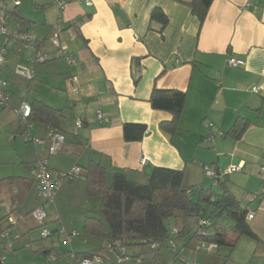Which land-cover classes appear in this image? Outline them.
I'll use <instances>...</instances> for the list:
<instances>
[{
  "label": "crops",
  "instance_id": "1",
  "mask_svg": "<svg viewBox=\"0 0 264 264\" xmlns=\"http://www.w3.org/2000/svg\"><path fill=\"white\" fill-rule=\"evenodd\" d=\"M190 1L72 0L60 10L55 0H20L13 7L0 0V12L5 9L11 28L28 30L40 39L33 49L9 51L0 69L10 94L9 105L0 110L1 129L22 131L13 110L24 100L29 104L43 103L55 111L51 126L41 120L31 121L29 134L40 143L25 142L22 137L9 139L13 146L0 158V216L6 217L10 233L4 239L3 255H8H2L7 263L16 248L31 249L30 231L42 226L31 211L40 205L48 218L43 225L55 240L43 251L46 262L47 250L56 255L58 261L51 264H63L60 256L68 264H77V259L83 257L69 258L68 252L98 249L100 259L93 264H138L132 261L138 255L141 264H161L162 260L172 264L171 255L175 256L173 252L178 249L187 252L194 262L204 263V255H212L197 252L191 242L185 246L197 226L195 217L189 219L194 220L193 227L188 220L184 236L177 238V232H170L177 238L175 249L167 244L151 247V243L133 247L116 243L112 248L104 239L86 234L71 241L78 236V230L82 232L84 218L91 216L85 212L91 209L88 201L92 197H87L83 181L76 177L63 182L51 202L43 203L36 197L31 172L37 159H47L53 179L75 166L83 170L89 160H95L108 169L126 170L138 182L146 181L155 167L183 170L186 186L204 188L208 187L205 180L198 179L202 164L220 169L241 165V171L235 173L239 174V188L248 193L260 191L264 182V172L260 171L264 166V0H213L201 24ZM154 8L166 15L165 25L151 18ZM55 24L62 29L60 42L76 59L73 64H67L48 40ZM38 50L46 60L34 64L32 58ZM229 57L244 61V65H228ZM16 64L31 68L33 77L15 74ZM68 77H75L79 91H72ZM253 86H258V94L251 91ZM153 88L186 94L178 130L172 136L159 127L160 122L171 120V114L150 105ZM97 113L108 122L99 120ZM11 115L15 118L9 120L7 116ZM77 119L82 121L79 127ZM242 119L248 125L240 138L220 136ZM124 123L145 124L142 140L125 141ZM51 128L65 136L56 153L48 151ZM142 157L146 158L143 165ZM9 177L32 179V189L26 197L19 193V181ZM230 190L233 193L231 187ZM75 206L83 211L81 225L71 221ZM248 208L254 212L248 224L260 242L248 241L250 250L242 259L237 252L233 264H264V194ZM73 231L75 236L71 235ZM64 235H71L67 242ZM60 238L67 243L66 248L54 246ZM114 251L123 252L122 262L116 261ZM33 263L40 261L33 259Z\"/></svg>",
  "mask_w": 264,
  "mask_h": 264
},
{
  "label": "trees",
  "instance_id": "2",
  "mask_svg": "<svg viewBox=\"0 0 264 264\" xmlns=\"http://www.w3.org/2000/svg\"><path fill=\"white\" fill-rule=\"evenodd\" d=\"M212 1L191 0L189 2L191 10L198 17L200 24L204 21ZM13 15L15 13L12 12L10 16ZM151 18L159 20L162 25L167 22L166 15L159 8L152 9ZM185 101L186 94L180 90L152 89L149 97L151 107L156 110L167 111L172 116L170 121L159 123L162 131L172 136L178 130ZM30 107V123L41 120L51 126L50 124L55 118L53 109L40 102L31 103ZM247 125L248 121L237 120L226 133H221L220 136L230 135L238 139L242 136ZM122 131L125 141H140L146 133V125L124 123ZM203 165L217 169V175L211 177L215 180V182L213 181L214 185L209 188L186 186L183 170L155 167L147 176L146 181L138 182L131 179L124 169H108L100 161L89 160L83 168L84 173L78 178L84 183L87 197L97 196L100 198V206L98 216H86L84 218L82 233L100 237L111 246L117 243L120 246L133 247L156 242L160 246L167 244L168 247H171L169 241H173L176 245V237L170 234L172 225L177 229V235H175L180 238L186 233L188 220L199 215L201 219L208 220L209 224L203 227V235L197 232V226H195V230L185 246L189 245L190 242L194 246L197 242L216 243L217 248L211 253H218L221 248H227L228 254L225 256V263L241 237L245 236L260 242V239L250 228L247 219L248 207L253 201L249 205L242 201L241 195L248 192L241 193L239 198H236L231 192L227 182L229 173L220 175V171L226 168L220 169L213 164L204 163L201 165L202 171ZM203 173L205 174L204 171ZM73 178L76 177L70 179ZM9 179L19 181L17 187L23 197H26L32 189V179L24 177H9ZM216 185L217 188L214 187ZM259 195L262 197L263 193L259 191L258 197L261 198ZM41 225L43 226V224ZM8 228L6 217L0 216V264H9L2 256L5 247L4 239H6L2 235ZM49 232L47 237H51V231ZM57 233L60 232H55V234ZM187 233L189 234V232ZM71 235H64V241L67 242ZM171 248L175 249V247ZM39 251L43 252L42 250ZM99 251L100 249L77 254L68 252L67 256L69 258L70 255L86 258L97 255L96 253ZM47 253V260L56 263V255L49 250ZM114 253L116 261L122 262L123 252L114 251ZM199 253L206 254L204 252ZM51 255L55 256L54 261L49 259ZM99 259L94 263L98 262ZM132 261L141 264L142 258L139 255L133 256Z\"/></svg>",
  "mask_w": 264,
  "mask_h": 264
},
{
  "label": "built area",
  "instance_id": "3",
  "mask_svg": "<svg viewBox=\"0 0 264 264\" xmlns=\"http://www.w3.org/2000/svg\"><path fill=\"white\" fill-rule=\"evenodd\" d=\"M16 6L19 5V0H12ZM72 0H55V3L59 7L60 10H63L66 5ZM89 3V2H88ZM7 12L5 9H1L0 12V37L3 38V42L0 43V69L4 66L6 61V56L9 51L12 52H20L23 49H33L36 47L37 43L40 41L38 37H36L32 32L28 30H21L18 28H8V21L6 17ZM78 23V22H77ZM79 24V23H78ZM62 32L61 27L58 24L53 25L52 32L48 38L50 43L54 46L57 50V53L62 56L67 64H73L76 62V59L69 53L67 47L60 42V34ZM46 58L42 53L38 50L35 52L32 62L34 64H40L44 62ZM227 63L230 66H242L244 65V61L236 59L234 57H229L227 59ZM13 72L17 75L25 77L26 79H31L33 77V70L23 64H16L13 68ZM76 79L75 77H68L67 83L72 88V91H79V87L75 84ZM258 86L251 87V91L254 94H258ZM10 94L7 88V81L0 77V110L6 108L9 105ZM14 113L16 117H18L22 131L21 137L25 142H32V143H40L41 140L38 138H32L29 134V129L31 123L29 121V117L31 115V107L27 100H24L20 103L19 106L14 108ZM97 118L103 122H108L107 118H104L100 113H97ZM82 124L80 119L76 120V126L79 127ZM13 139V137H9ZM213 136L209 138V140H213ZM49 142L48 151L49 153H56L61 146L65 142V136L63 133L56 131L55 129H49L48 139ZM146 162V158H140V163L143 165ZM242 169L241 165L231 166L223 171H220V175H225L232 172H239ZM203 171L209 177H215L217 175V169L209 165H203ZM260 171L264 172V166H260ZM32 176L35 181V194L36 197L43 201V203H48L53 200L55 191L58 187L65 181H68L72 177H78L82 174L83 170L75 166L71 169L69 173H61L57 178L53 179L48 171V161L47 159H37L32 164L31 168ZM260 193L264 194V183L261 186ZM260 196V195H259ZM261 197V196H260ZM242 201L249 205L255 199H258V193H243L241 195ZM31 215L33 218L40 224H43L46 218V212L43 209L42 205L35 207L31 211ZM254 216V212L252 210L247 211V219L251 220ZM197 221V232L204 234L203 227L209 224L208 220L201 219L199 215H196ZM60 232H63L61 230ZM177 230H171V233H176ZM49 231L43 229L41 231V237L45 238L49 235ZM10 233L9 230H6L2 237H9ZM72 235H76L75 232ZM169 245L171 247H175L173 241H169ZM159 246L158 243L152 242L151 247ZM217 248L216 243L212 242H197L195 246V250L197 252H204L206 254L211 253L214 249ZM73 257L72 255H70ZM51 261L55 260V256L51 255L49 258ZM99 257L97 255H93L92 257L80 258L77 259V264H93L94 261H97ZM192 264H199L194 262Z\"/></svg>",
  "mask_w": 264,
  "mask_h": 264
},
{
  "label": "rangeland",
  "instance_id": "4",
  "mask_svg": "<svg viewBox=\"0 0 264 264\" xmlns=\"http://www.w3.org/2000/svg\"><path fill=\"white\" fill-rule=\"evenodd\" d=\"M8 1H12V0H6V3L9 4L10 6H12V4L14 2L11 3V2H8ZM19 3H20V0H19ZM13 5H15V4H13ZM9 25H8V27L11 28ZM2 42H3V38L0 37V43H2ZM7 118L10 120V119H13L15 117L13 115H11L9 117L7 116ZM8 127H10V126H8ZM4 129L5 130L3 131L1 129V126H0V158L1 157H5L6 156V149L8 147L13 146L12 143L9 142L10 141L9 137H13V139L15 138L14 141H16V137H18L19 139L21 138V132H19V133L7 132L6 130L8 128L4 127ZM201 143H203V141H201ZM24 145H28V144L24 143ZM20 147H22V146H20ZM198 173H199L198 174L199 175L198 179L199 180L200 179L205 180V186H208L206 188H209V187L214 185L213 183L215 182V180H213L211 177L206 176L201 171L198 172ZM235 173H239V172H232V173L228 174L227 182H228L229 188L231 187L233 189L234 195L239 198L241 193H243L245 191H244V189H242V187L239 188V184L236 181V177H238L239 174H235ZM194 187L197 188L198 185H195ZM214 187L217 188V185L214 186ZM87 201H88V199H87ZM99 201H100L99 197H97V196L96 197H92V199H90V201H88L90 203V206H91L90 208L91 209H89L88 212H85V215L98 216V214H99L98 213V208H99V203L98 202ZM96 202L98 204L94 205ZM72 213H73V215H72L71 221L72 222H76L77 221V225H81L82 221H80V220H82L83 211L81 212V209L79 208V206H75V210L72 211ZM47 220H48V218H45V222ZM189 223H190V227H193V225H195V222H194L193 219L189 220ZM43 229L50 231L49 228L47 226H44V225L35 227L33 230L30 231V237L31 238H30L29 244L31 245V249L28 248V247L27 248H20V247L16 248L15 251H13L9 255V263L10 264H34L33 263V259H34V261L36 263H38L40 261V264H51L52 263V262H48V261L46 262L45 255L43 254V252L39 251V250L44 251L45 248L51 246L52 242L55 241L51 237L42 238L41 237V231ZM77 233H78V236L72 237L71 241L78 240V239H80L83 236V233L81 232V230H78ZM94 239H96L95 241H99L98 240L99 238H94ZM248 241H253V240H251L250 238L245 237V236L241 238V240L237 244L238 248L237 249L235 248L233 252L231 251L232 255L230 253L231 256H229L230 258H229V261H228L227 264H233V261H234L235 255H237V252L240 255L241 259L244 258L246 253L250 250L248 248V246H247ZM251 243H253V242H251ZM60 245L62 246V248H66L67 243L63 242L62 238H60L57 243L56 242L54 243V246L56 248H58V247H61ZM169 252H168V254H170ZM62 254H64V253H62ZM173 254L176 257L171 255L173 257V258L170 259V262L172 264H184V263L185 264H192V263H194V261L192 260L194 258H191L190 255L188 256L187 252L186 253L181 252V249H178L176 252H173ZM214 254H212L211 256L210 255L209 256H205L204 255V261L205 262L204 263L197 262V263H199V264H225L224 263V259H225V256L228 254V249L227 248H221L218 253H214ZM5 255H8V253L5 252V254L3 256H5ZM60 257H61V259L63 261V264L70 263L66 258H64V256H60ZM252 257L254 258L253 255H252ZM57 261H58V259H57ZM125 262L126 263L130 262V258L127 257L125 259ZM166 263L167 262L162 260L161 264H166ZM146 264H153V263L152 262L151 263L147 262ZM168 264H170V263H168ZM248 264H251V262L248 263Z\"/></svg>",
  "mask_w": 264,
  "mask_h": 264
}]
</instances>
